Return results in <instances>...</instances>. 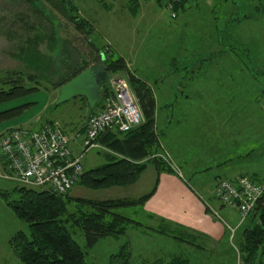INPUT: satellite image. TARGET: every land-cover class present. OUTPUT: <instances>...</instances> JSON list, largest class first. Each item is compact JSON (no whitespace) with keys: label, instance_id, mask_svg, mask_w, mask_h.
Masks as SVG:
<instances>
[{"label":"rangeland","instance_id":"374dc122","mask_svg":"<svg viewBox=\"0 0 264 264\" xmlns=\"http://www.w3.org/2000/svg\"><path fill=\"white\" fill-rule=\"evenodd\" d=\"M133 1L73 0L80 16L93 24V34L86 36L51 0H0V75L22 71L46 78L41 81V90L0 105L2 112L29 103L28 111L37 113L39 106L48 104L32 124L11 128L36 129L53 124L71 138L72 131L65 124L83 122L91 111L89 104L79 98L57 104L61 88L57 85L67 70L63 54L67 42L74 62L86 60L97 66L113 51L124 58L129 73L147 83L156 103V130L162 142V151L155 157L170 163L182 179L191 183L213 181L234 169L264 175V8L256 22L234 27L227 26L231 19L227 15L236 16L238 9L242 16L240 4L248 2L200 0L192 12L173 17L172 10L158 5L157 0H136L139 9L134 8ZM227 6L234 11L227 12ZM233 47L243 48L245 54L235 55ZM248 50H252L251 61L246 57ZM116 77L129 84L124 71L107 75L112 92L111 81ZM135 98L145 118L136 94ZM4 123L7 122L0 124ZM103 150L91 149L85 154V169L106 162ZM3 174L1 168L0 264H21L9 240L28 226L8 205L16 199L12 194L16 184L4 179ZM155 178L156 169L149 165L133 185L100 190L76 185L70 196L96 201L139 198L150 191ZM5 193L10 195L6 197ZM232 210L230 218L224 220L235 227L240 215L238 210ZM136 211L137 207L119 209L148 229L131 227L128 236L101 239L94 247L86 248L89 263L109 264L111 256L129 240L130 264H238V254L226 240L221 247L213 248L172 230L163 234L155 222L135 215ZM77 241L86 247L82 235L77 236ZM234 243L237 245L236 240Z\"/></svg>","mask_w":264,"mask_h":264},{"label":"trees","instance_id":"16d2710c","mask_svg":"<svg viewBox=\"0 0 264 264\" xmlns=\"http://www.w3.org/2000/svg\"><path fill=\"white\" fill-rule=\"evenodd\" d=\"M51 1L59 6L60 10L81 33L86 36L93 34L92 22L80 16L78 6L73 0ZM228 1L230 2V0ZM242 1L248 2V5L246 3L240 4L242 16L239 15L238 9H236V16L235 13H229L227 17L231 19L227 20V26L237 27L243 22H256L260 17V10L264 8V0ZM133 2L135 3L134 8L139 9L138 1ZM157 3L160 6L170 8L169 10L174 13L173 17H177L178 14L192 12L201 2L200 0H157ZM229 11L234 10L227 6V12ZM231 50L237 56L240 53L242 56L244 53V49L240 47H233ZM70 51L67 42H65L63 54L67 60V70L62 82L57 85L58 88L88 68H92L95 72L106 71L108 76L124 71L128 73L129 85L139 98L140 107L145 113V122L140 126L125 133L110 130L98 138V143L104 149L106 162L93 169H85L77 185L90 190L127 187L135 184L149 165L156 169L157 179L151 191L139 198L103 201L74 198L70 196V193L59 195L47 190L31 189L16 184L12 192L16 195V199L10 201L8 205L12 207L15 216L26 223L28 227L26 230H20L13 235L9 240V246L21 264H91L87 259L88 251L86 248L94 247L103 238L119 239L128 236L131 227L141 228L143 226L132 217L120 213L119 209L126 207L143 208L145 203L156 193L160 174H176L175 168L170 163L155 157L157 153L162 151V142L156 130V103L153 92L147 83L129 73L124 58L117 56L112 50L106 55V59L97 66H91L86 60L74 62ZM97 51L100 52V49L97 48ZM250 51L252 50L247 51L246 57L251 61ZM42 79L46 78L22 71L0 75V105L22 99L41 90ZM107 80L101 82L98 103L94 108L90 107L88 119L104 108L107 98L113 93L107 85ZM79 99L88 104L84 97ZM30 107L31 105L28 103L0 112V123L20 117ZM7 131L9 130L5 132ZM0 164L4 173L6 163H4L1 154ZM220 180L222 179H218L216 176L213 181L206 185L209 187L207 188L208 191L199 194L209 213L211 211L208 206L214 199L211 192ZM9 195L5 193L6 197ZM247 221L248 224L240 233L241 226L237 229L235 236L237 245L234 244L241 254L242 264H259L264 252V196ZM157 227L161 229L163 234H169L172 230V233H179L197 244H206L199 234L191 233L177 225L173 226L171 222L166 220H163L162 224ZM78 235H82L86 239V247L79 244ZM201 248L203 249V247ZM131 255V244L127 240L122 244L118 253L111 256L109 264H130ZM176 264L186 263L185 261H178Z\"/></svg>","mask_w":264,"mask_h":264},{"label":"built area","instance_id":"2783aa9c","mask_svg":"<svg viewBox=\"0 0 264 264\" xmlns=\"http://www.w3.org/2000/svg\"><path fill=\"white\" fill-rule=\"evenodd\" d=\"M111 84L113 94L106 100L104 108L88 119L79 152L75 151L71 138L53 124L36 129L18 127L0 133V154L6 163L3 178L19 186L59 195L70 193L84 174L85 154L91 149L102 148L98 143L102 134L110 130L125 133L145 122L128 82L116 77ZM212 196L221 205L238 210V225L229 227L230 243L238 254V264H242L241 254L234 244L236 231L263 198L264 183L248 176L222 179L215 185ZM208 207L222 220L213 207Z\"/></svg>","mask_w":264,"mask_h":264},{"label":"crops","instance_id":"0c3cea01","mask_svg":"<svg viewBox=\"0 0 264 264\" xmlns=\"http://www.w3.org/2000/svg\"><path fill=\"white\" fill-rule=\"evenodd\" d=\"M140 6L143 7L142 5ZM46 105L48 104L39 106V111L37 113L29 110L22 117L0 124V133L11 127L28 126L26 124H32L34 121L39 119V115ZM83 107L84 105L81 106V108ZM32 112L35 113L26 118V116ZM89 115L90 111L87 113L83 122H71L69 124H65L68 125V128L72 131L71 140L76 152H79L82 149L81 145L83 139L81 138L86 133ZM1 168L0 164V172ZM199 176L202 177V175ZM238 176H248L256 182L264 183V175L261 174L260 171L249 169L228 170L226 175L217 177L218 179H234ZM156 179L157 171L155 180ZM206 180H198L196 183H191V181L182 179L178 174L162 173L159 176V185L156 193L145 203L143 208L137 207L135 215H141V218L146 219V221H151L150 223L155 222L158 226L162 224L163 220L171 222L173 226L177 225L191 233L199 234L203 237L202 240H204L206 244L213 245V248L221 247V243L225 240H228L230 243L231 232L229 227L232 228L234 226L227 223L225 220L230 218L233 213L232 211L234 210L221 205L212 198L213 201H211L210 206L218 212L222 220L216 217L212 212H207V207L199 196V194H203L208 191L207 188L209 187L206 185L210 182V180ZM150 191H148V193ZM212 202L217 203V205H212ZM137 222L143 224L141 228L145 230L148 229L144 223L140 221Z\"/></svg>","mask_w":264,"mask_h":264},{"label":"water","instance_id":"95a60500","mask_svg":"<svg viewBox=\"0 0 264 264\" xmlns=\"http://www.w3.org/2000/svg\"><path fill=\"white\" fill-rule=\"evenodd\" d=\"M107 75L106 71L95 72L92 68L86 69L60 88L57 104L84 97L90 107L94 108L99 100L101 82L106 80Z\"/></svg>","mask_w":264,"mask_h":264}]
</instances>
